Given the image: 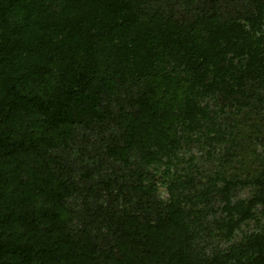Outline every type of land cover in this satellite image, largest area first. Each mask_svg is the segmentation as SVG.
<instances>
[{
	"label": "trees",
	"instance_id": "obj_1",
	"mask_svg": "<svg viewBox=\"0 0 264 264\" xmlns=\"http://www.w3.org/2000/svg\"><path fill=\"white\" fill-rule=\"evenodd\" d=\"M0 264H264V0H0Z\"/></svg>",
	"mask_w": 264,
	"mask_h": 264
}]
</instances>
